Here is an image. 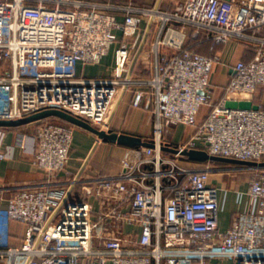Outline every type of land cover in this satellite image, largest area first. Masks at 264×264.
<instances>
[{"label":"built area","instance_id":"1","mask_svg":"<svg viewBox=\"0 0 264 264\" xmlns=\"http://www.w3.org/2000/svg\"><path fill=\"white\" fill-rule=\"evenodd\" d=\"M155 32L153 77L138 80L135 56ZM233 40L253 59L237 62L216 102L218 50ZM203 42H211L210 56L196 50ZM112 50L109 77L77 74L79 64L99 65ZM136 86L152 97L155 147L131 151L118 175L55 184L69 164L75 127L46 119L33 123L34 135L18 136L47 182L17 186L0 202V264H264V168H250L248 210L223 231L222 190L210 183V167L161 151L162 134L185 126L193 131L176 148L181 152L264 162V108L226 107L264 87V0H186L173 12L133 3L0 0V121L54 109L108 131L116 105ZM7 158L0 153V161ZM14 223L26 228L20 246H12Z\"/></svg>","mask_w":264,"mask_h":264},{"label":"crops","instance_id":"2","mask_svg":"<svg viewBox=\"0 0 264 264\" xmlns=\"http://www.w3.org/2000/svg\"><path fill=\"white\" fill-rule=\"evenodd\" d=\"M88 1L99 2V3L110 2L120 5L133 3L141 7H151L158 5L160 9L165 12H173L178 6L183 5L186 2V0H88ZM145 27H146V22H143L141 25V29L144 30ZM156 36L157 33L155 32L153 35L148 36V38L145 40V46H148V48L144 47V49H142L140 53V58L142 52L145 51V48L146 50H150V46L156 39ZM210 46H211V42H203L197 45L196 50L203 55L210 56L211 55ZM171 51L172 50L167 49L166 52L171 53ZM218 53L221 57V63L218 64L216 68H214L215 70H213V75H212V84L217 88L216 96H215L216 102H218L221 97L222 88L226 86L229 78L233 75L234 67L237 64V62L241 60L249 62L253 59L252 52L249 49H247L244 44L236 40L230 41L229 43L222 45L219 48ZM109 56L105 57L104 59L108 58ZM104 59L102 60V62L104 61ZM102 62L99 65L87 66V67H84L81 64H79L77 68V74L79 76H83L88 79L107 78L110 76L112 72V68L114 66V54H113V62L112 65L108 67L109 69L97 70L102 65ZM88 70L90 71V74L87 73ZM134 70H135V66H134ZM136 71H137V67H136ZM153 74H154V70H153ZM134 76L136 77L135 73ZM142 90L144 89L136 88V91L132 92V94L129 95L128 92L126 96H124L121 104L117 108L116 116L113 119V121L116 122L114 124L115 129L110 132L124 133V134L138 136L148 142H151L153 140V139L146 140L148 136L146 131H148V126L151 124V118H149V114H147L146 112L140 109L131 110V108L125 106L126 103L124 104L125 99L128 100V95L130 97L129 98L130 102H132L133 100H136V102H141L143 99L146 100V102L148 100L150 101L151 95L148 94V92H143ZM139 93L143 94L140 101L137 100V96ZM250 101L254 105L264 108V87L262 86L259 87L256 93L253 95V97H251ZM151 108H152L151 111L152 113L151 112L150 113L154 118L153 121L155 122L153 103L151 105ZM207 111H208L207 108H203L201 110L199 115V121H201L204 118ZM125 119H126V123H124ZM31 125H35V124H30L26 126H31ZM74 127H75L74 142L70 154L69 164L67 166V170L58 175L55 184L57 183L66 184L70 182L73 179V174L76 172L78 168H79L78 173L80 172V170L84 165V162L86 161L92 150L95 148L99 140L97 135L82 128L76 126ZM177 128H182L184 131L187 130V132L177 135L174 131L172 135L173 143L170 144L180 145L189 137V135L193 131L192 128L185 126H179ZM94 136H96L97 139L94 140L93 138ZM18 142H19L18 134L14 135L12 132H10L7 136V141H6L7 149H5L4 152L8 154V158L3 161H0V190H10L17 186L42 185L47 182L46 174L42 170L33 167L31 156L28 155L19 146ZM102 145H104L103 148ZM135 149L136 148L120 146L118 144L111 143L108 140L100 141L96 146L95 151L93 152V155L89 161V163L91 162L93 164L92 170L90 171L89 175H93V176L118 175L122 171V165H121L122 159L128 154L130 153L132 154L131 151H134ZM235 166H239V165H235ZM231 177H229V179H232ZM233 177L234 180L226 181L225 177L223 176L211 175V179H210L211 184L218 186L222 190L220 196L221 212H220L219 220H220V228L223 231L228 230L232 226V221L237 214L248 210V199L244 193L248 188L249 182L240 184L235 180L237 178L235 176ZM7 199L5 200L2 199L0 200V202H3L5 204ZM25 230H26L25 226L17 223L13 224L12 246L21 245L24 238ZM210 264H217V263L211 262ZM221 264H232V263L224 262Z\"/></svg>","mask_w":264,"mask_h":264},{"label":"rangeland","instance_id":"3","mask_svg":"<svg viewBox=\"0 0 264 264\" xmlns=\"http://www.w3.org/2000/svg\"><path fill=\"white\" fill-rule=\"evenodd\" d=\"M145 47L148 48V46H145ZM146 48H145V51L142 52L141 58L139 56L137 61H136V63H135L136 65H135L134 73L136 75L135 78L138 79V80H150L153 77L152 75H153V66H154L155 57H154V55H152L150 53V50H146ZM112 62H113V50H112V53L110 54V56L108 58L104 59V61L102 62V65L97 70H99V69H103V70L109 69L108 67H110L112 65ZM216 66H215V68H216ZM136 67H137V71H136ZM87 73L90 74V71L88 70ZM136 88H140V89L143 88L145 90V91L142 90L143 92H148V94H150V91H147L148 87L138 86V87L130 88L128 91H126L124 93V96H126V94L128 92H129V95L132 94V92L136 91ZM138 91H141V90H138ZM129 95H128V100L125 99V102H124V104L126 103L125 106L131 108V110L140 109V110H143L144 112H146L147 114H149V118H151V124L148 126V131H146V133L148 135L146 140L154 139V137H155V129H154V121H153L154 118L151 115V113H152L151 112L152 111L151 105L153 103L152 102V97H151L150 101L148 100L147 102L144 99L141 102H136V100H133L132 102H130L129 101V98H130ZM124 96L122 97V99L119 101V103L115 107V110H114V113L112 115V119H111V122H110V127H109L107 132L113 131L115 129V125L114 124L116 122H114L113 119L116 116L117 108L121 104ZM124 123H126V119H125ZM36 128L37 127L35 125H31V126L19 127L17 129L12 130V131L2 130V131H4L5 136H4V138H3V136L1 138V135H0V153L3 154L5 152V149H7L6 141H7V136H8V134L10 132H12L14 135L18 134V136L19 135L32 136V135L35 134ZM174 131H175V133L177 135L187 132V130L184 131L182 128H177V129H176V127L172 128L170 130V132L162 134L161 142L162 143H165V142L166 143L167 142L173 143L172 135H173ZM93 138H94V140L97 139L96 136H94ZM103 146L104 145H102V148H103ZM180 161L183 164L187 165V163H185L186 161H183L181 159H180ZM218 163H221V162H218ZM80 164H82V163H80ZM221 164H224V165L219 166V165H216V164H213V163H206L205 165H208L210 167V169L212 170V175L213 176H223V177H225L226 181L227 180H229V181L230 180H234L233 176H235L237 178L235 180L238 183L244 184V183H248L254 177V172L250 168L240 167V166H235V165H229L228 163H221ZM92 167H93V164L90 162L86 166V168H85V170L83 172L82 179L84 177H86V176H89V173L92 170ZM78 169L73 174V178L78 173ZM229 177H231L232 179H229ZM14 192H15L14 189H11V190H0V200H2V199L5 200L7 198H10Z\"/></svg>","mask_w":264,"mask_h":264},{"label":"water","instance_id":"4","mask_svg":"<svg viewBox=\"0 0 264 264\" xmlns=\"http://www.w3.org/2000/svg\"><path fill=\"white\" fill-rule=\"evenodd\" d=\"M143 47V46H142ZM142 47L137 52L135 59H134V65L140 56V53L142 51ZM226 107L229 109H241V110H257L259 107L254 105L251 101H234L229 100L226 102ZM56 118L59 120H62L63 122L82 128L84 130H87L95 135L98 136L99 140L96 144L102 140H108L111 143L118 144L120 146L129 147V148H140V147H147V148H154L155 145L151 142L143 140V138L130 135V134H124V133H116V132H107L104 130H99L89 124L86 121H83L79 118H76L66 112L60 111V110H45L36 114H33L31 116L22 118L20 120L15 121H0V128H17L22 127L26 125H30L39 121H43L46 119ZM95 146V148H96ZM95 148L92 150L86 161L84 162V165L80 172L77 174V180L81 178L86 166L88 165L93 152L95 151ZM161 151L164 153H170L173 155H181V157L188 158L189 161L197 164H206V163H228L232 165H239L243 167L248 168H264V162L263 163H257V162H248V161H240L235 159H229V158H223V157H217V156H211L207 152L202 150H185V151H179L176 148L168 147V146H162Z\"/></svg>","mask_w":264,"mask_h":264},{"label":"trees","instance_id":"5","mask_svg":"<svg viewBox=\"0 0 264 264\" xmlns=\"http://www.w3.org/2000/svg\"><path fill=\"white\" fill-rule=\"evenodd\" d=\"M52 120L53 119H55V120H57L56 118H51ZM57 121H61V120H57ZM17 128H19V127H17ZM17 128H0L1 130H8V131H12V130H14V129H17ZM106 141V140H105ZM163 145L164 146H168V147H173V148H177L178 147V145H174V144H170V143H163ZM166 155H169V156H172L173 154H170V153H165ZM181 160H183V161H186L185 163H193V162H191V161H189L188 160V158H186V157H181L180 158ZM213 164H216V165H219V166H221V165H224V164H221V163H213ZM228 165V164H227ZM230 165V164H229Z\"/></svg>","mask_w":264,"mask_h":264}]
</instances>
